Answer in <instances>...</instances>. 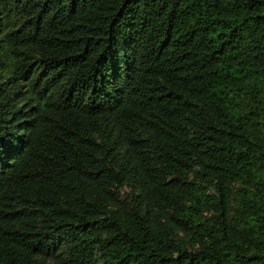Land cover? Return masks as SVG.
I'll use <instances>...</instances> for the list:
<instances>
[{
  "label": "trees",
  "instance_id": "obj_1",
  "mask_svg": "<svg viewBox=\"0 0 264 264\" xmlns=\"http://www.w3.org/2000/svg\"><path fill=\"white\" fill-rule=\"evenodd\" d=\"M0 264H264V0H0Z\"/></svg>",
  "mask_w": 264,
  "mask_h": 264
}]
</instances>
